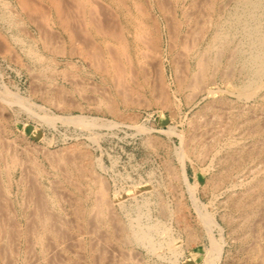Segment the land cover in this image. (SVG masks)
<instances>
[{
	"label": "rangeland",
	"instance_id": "rangeland-1",
	"mask_svg": "<svg viewBox=\"0 0 264 264\" xmlns=\"http://www.w3.org/2000/svg\"><path fill=\"white\" fill-rule=\"evenodd\" d=\"M68 1L57 15L49 0H28L27 14L0 0V264H204L211 239L222 249L212 264H259L260 215L247 225L232 201L264 163L224 165L252 143L239 127L258 97L238 95L240 65L224 78L225 58L192 87L196 58L185 54L199 21L208 19L200 53L235 0H214L213 11L211 0ZM74 1L85 2L80 18ZM197 124L217 132L204 156L187 142ZM136 218L157 226L155 252L133 241Z\"/></svg>",
	"mask_w": 264,
	"mask_h": 264
},
{
	"label": "bare ground",
	"instance_id": "bare-ground-1",
	"mask_svg": "<svg viewBox=\"0 0 264 264\" xmlns=\"http://www.w3.org/2000/svg\"><path fill=\"white\" fill-rule=\"evenodd\" d=\"M3 1V0H2ZM15 1V0H14ZM30 1V0H29ZM32 1V0H31ZM34 1V0H33ZM44 1V0H43ZM47 0H45L46 2ZM50 4H52L53 8L55 9V12L57 15H59L61 11L60 2L57 0H49ZM90 1V0H89ZM88 1V2H89ZM114 1V0H113ZM121 1V0H120ZM161 1V0H160ZM175 0H173L174 2ZM181 1V0H180ZM197 1V0H196ZM199 1V0H198ZM210 1V0H209ZM208 1V3H209ZM214 0H211L210 3L207 6V9H210L212 7V3ZM63 2V1H62ZM70 2V0L68 1ZM67 2V3H68ZM75 2V1H74ZM92 2V1H91ZM98 2V1H97ZM131 2V1H130ZM158 2V1H157ZM182 2V1H181ZM227 2V1H226ZM229 2V1H228ZM60 3V4H59ZM66 3V2H63ZM71 3V2H70ZM177 3V2H176ZM202 3V2H201ZM207 3V1H206ZM233 4V11L228 14V17H226L225 21L222 20L221 23H217L212 37L210 36L211 40L209 41V45L205 46L206 49L204 51L200 52L195 51V41L198 42V38L204 37L205 34H203V26L207 24L208 19H203L199 24V28H197V31H194V36H192L193 42L190 43L187 47H185V54L190 55L194 54L196 58V68L197 73L195 71L194 80L192 81V84L194 86L198 85V80L203 83V80L205 79L207 73L212 69H215L218 71L217 68H219V62L225 58L226 60V66L225 68L228 70L224 76L234 73L235 69H237L236 64H239L238 73L242 77L241 84V94H238L243 99L249 100L252 99L253 96L258 97V104L252 107H247L248 112L244 115L243 121H241L240 130L239 133L245 134L248 137L252 139V143L249 145H239L236 147H233L230 151L229 156L225 159V170H228L229 168L239 165L241 161H245L246 159H254L257 161V163L262 164L264 163V0H235ZM5 4V3H4ZM12 4V3H11ZM18 4L25 10V13L27 14V11H33V7H31L28 0H18ZM72 4V3H71ZM70 4V6H71ZM134 4V3H133ZM165 4V3H164ZM175 4V3H174ZM224 4V3H223ZM16 5V4H15ZM36 5V4H35ZM33 5V6H35ZM88 5V4H87ZM91 5V4H90ZM90 5L88 7L90 8ZM160 5V4H159ZM167 5V4H166ZM207 5V4H206ZM226 5V4H225ZM1 6V5H0ZM10 6V5H9ZM19 6V7H20ZM38 6V5H36ZM176 6V5H175ZM8 7V6H7ZM105 7V6H104ZM217 7V6H216ZM227 7V6H226ZM45 8V7H44ZM43 8V9H44ZM88 8V9H89ZM93 8V7H92ZM121 8V7H120ZM163 8V7H162ZM213 8V7H212ZM211 8V9H212ZM69 9V7H68ZM67 9V10H68ZM71 9L74 10L76 13V17L80 18L82 17L79 13L86 10L85 2H75L73 3V7L71 6ZM105 9V8H104ZM139 9V8H138ZM160 9V8H159ZM181 9V8H180ZM185 9V8H184ZM189 9V8H188ZM214 9V8H213ZM212 9V11H213ZM3 10H5L3 8ZM19 10V9H16ZM115 10V9H114ZM9 11V10H8ZM20 11V10H19ZM93 11V10H92ZM106 11V10H105ZM135 11V10H134ZM191 11V10H190ZM219 11V10H218ZM217 11V12H218ZM221 11V10H220ZM3 12V11H2ZM44 12V11H43ZM48 12V11H47ZM86 12V11H85ZM88 12H91L90 9ZM162 12V11H161ZM181 12V11H180ZM200 12V11H199ZM211 12V10H210ZM36 13V11H35ZM34 13V14H35ZM107 13V11H106ZM118 13V12H117ZM227 13V12H226ZM31 14V13H30ZM33 14V12H32ZM33 14V15H34ZM74 14V15H75ZM89 14V13H88ZM163 14V13H162ZM184 14V13H183ZM215 14V13H214ZM9 15V14H8ZM7 15V16H8ZM49 15V14H48ZM92 15V14H91ZM91 15H88L92 17ZM212 15V14H211ZM28 16V15H27ZM41 16V15H40ZM65 16V15H63ZM134 16V15H133ZM203 16H206L203 14ZM19 17V16H18ZM30 17V15H29ZM87 17V16H86ZM184 17V16H183ZM193 17V16H191ZM59 18V16H58ZM85 18V17H84ZM99 18V17H98ZM213 18V17H212ZM220 18V16H219ZM223 18V17H222ZM86 19V18H85ZM121 19V18H120ZM30 20V19H29ZM59 20H61L59 18ZM100 20V19H99ZM109 20V19H108ZM106 19L105 22L108 21ZM154 20V19H153ZM214 20V19H213ZM188 21V20H187ZM4 22V21H3ZM13 22V21H12ZM27 22V21H26ZM56 22V21H55ZM73 22V21H72ZM86 22V21H85ZM102 22V21H101ZM115 22V21H113ZM118 22V20H117ZM175 22V21H174ZM184 22V21H183ZM213 22V21H212ZM38 23V21H37ZM66 23V22H65ZM94 22H92L93 24ZM187 23V22H186ZM196 23V24H197ZM75 24V23H74ZM91 24V21H90ZM97 24V23H96ZM117 24V23H116ZM128 24V23H127ZM152 24V23H151ZM197 24V25H198ZM6 25V24H5ZM40 25V24H39ZM49 25V24H48ZM108 25V24H107ZM190 25V24H189ZM9 26V25H8ZM56 26V25H55ZM90 26V25H89ZM93 26V25H92ZM104 24L102 25V27ZM114 26V25H113ZM117 26V25H116ZM129 26V25H128ZM191 26V25H190ZM194 26V25H193ZM192 26V27H193ZM44 27V26H43ZM46 27V26H45ZM79 30L83 31L86 30L85 23H79L76 25ZM88 27V25H87ZM91 27V26H90ZM89 27V28H90ZM107 27V26H106ZM133 27V26H132ZM214 27V26H213ZM39 28V27H38ZM66 28V26H65ZM99 28V27H97ZM105 28V27H103ZM109 28V27H108ZM141 28V27H140ZM180 28V27H179ZM19 29V28H18ZM37 29V27H36ZM91 29V28H90ZM102 29V28H101ZM188 29V28H187ZM7 30V29H6ZM77 30V31H79ZM115 30V29H114ZM137 30V29H136ZM190 30V29H189ZM93 31V30H92ZM108 31V30H107ZM188 30H186L187 32ZM207 31V30H206ZM205 31V33H206ZM5 32V31H4ZM75 32V31H74ZM109 32V31H108ZM120 32V31H119ZM185 32V33H186ZM192 32V31H191ZM47 33V32H46ZM45 33V34H46ZM66 33V32H65ZM106 34V32L104 31ZM117 33V32H116ZM143 33V32H142ZM190 33V32H189ZM44 34V35H45ZM50 34V33H49ZM94 34V33H93ZM111 34V33H109ZM145 34V33H144ZM10 35V34H8ZM108 35V34H107ZM120 35V36H119ZM140 34H138L139 36ZM186 35V34H185ZM204 35V36H203ZM42 36V35H41ZM128 36V35H127ZM134 36V35H133ZM141 36V35H140ZM180 36V35H179ZM187 36V35H186ZM190 36V35H189ZM209 36V35H208ZM19 37V36H18ZM71 37V36H70ZM76 37V36H75ZM113 37V35H112ZM114 37H117L119 40L123 38L121 34L117 33L114 35ZM130 37V36H129ZM103 38V37H102ZM136 38V37H135ZM147 38V37H146ZM186 38V37H185ZM188 38V37H187ZM189 39V38H188ZM191 39V38H190ZM140 40H143L140 38ZM155 40V39H154ZM182 40V39H181ZM209 40V39H208ZM46 41V40H45ZM71 41V40H70ZM104 41V40H103ZM190 41V40H189ZM192 41V40H191ZM58 42V41H57ZM85 42V41H84ZM84 42H81L84 44ZM90 42V40L88 41ZM48 43V42H47ZM79 43V44H81ZM125 43V42H124ZM186 43V42H185ZM206 43V42H205ZM58 44V43H57ZM208 44V43H207ZM175 45V44H174ZM54 46V45H53ZM90 46V45H89ZM108 46V45H107ZM144 46V45H143ZM178 46V44H177ZM73 47V46H72ZM109 47V46H108ZM145 47V46H144ZM143 47V48H144ZM149 46H147L148 48ZM181 47V46H180ZM204 47V48H205ZM151 48V47H150ZM138 49V48H137ZM200 49V48H199ZM24 50V49H23ZM29 50V49H28ZM72 50V49H71ZM89 50V49H88ZM99 50V49H98ZM109 50V49H108ZM50 51V50H49ZM100 51V50H99ZM143 51V50H142ZM141 51V52H142ZM147 51V50H146ZM61 52V51H60ZM70 52V51H69ZM135 52V51H134ZM181 52V51H180ZM183 52V50H182ZM28 53V52H26ZM139 53V52H138ZM60 54V53H59ZM94 54V53H93ZM151 54V53H150ZM169 54V53H168ZM180 54V53H179ZM182 54V53H181ZM108 55V54H107ZM177 55V54H176ZM33 56V55H32ZM37 56V55H36ZM63 56V55H62ZM109 56V55H108ZM147 56V55H146ZM187 57V56H185ZM92 58H96L95 56ZM98 58V57H97ZM126 58V57H125ZM180 58V57H179ZM118 59V58H117ZM145 59V58H144ZM87 60V59H86ZM90 60V59H89ZM115 60V59H114ZM174 60V59H173ZM108 61V60H107ZM111 61V59H110ZM126 61V60H125ZM131 61V60H130ZM103 63V62H102ZM118 63V62H117ZM109 64V63H108ZM125 64V63H124ZM139 64V63H138ZM104 65V64H103ZM121 65V64H119ZM176 65V64H175ZM106 65H104L105 67ZM122 66V65H121ZM159 66V65H158ZM219 66V67H218ZM99 67V66H98ZM130 67V65H129ZM119 68L116 67V69ZM123 68V67H121ZM185 68V66H184ZM27 69V68H26ZM132 70V68H130ZM120 70V69H119ZM128 70V69H127ZM185 70V69H184ZM196 70V69H195ZM214 70V71H215ZM220 70V69H219ZM118 70H116L117 72ZM191 71V70H190ZM215 71V72H216ZM224 71V70H223ZM237 71V70H236ZM121 72V71H120ZM225 72V71H224ZM115 73V72H114ZM178 73V72H177ZM213 73V72H211ZM228 73V74H227ZM237 73V72H235ZM121 74V73H120ZM124 74V72H123ZM110 75V74H109ZM194 75V74H193ZM209 75V74H208ZM207 75V76H208ZM236 75V74H235ZM239 75V77H240ZM192 76V75H191ZM116 77V76H115ZM114 77V78H115ZM120 77V76H119ZM228 76L224 77L227 78ZM32 78V77H31ZM117 78V77H116ZM204 78V79H203ZM181 79V78H180ZM218 79V78H217ZM189 80V79H188ZM122 81V80H121ZM210 81V80H209ZM117 82V81H116ZM178 82V81H177ZM119 83V82H118ZM180 84V83H179ZM178 84V85H179ZM191 84V85H192ZM182 85V84H181ZM188 85V84H187ZM200 85V84H199ZM187 88V86H186ZM206 88V87H205ZM240 88V87H239ZM203 89V87L201 88ZM192 90V89H191ZM211 90V89H210ZM201 91V90H200ZM240 92V91H238ZM233 95V94H232ZM237 95V96H238ZM196 96V95H195ZM235 97V96H234ZM240 97V98H241ZM17 99V98H16ZM245 101V100H244ZM255 101V100H254ZM210 102V101H209ZM223 102V101H222ZM218 103V102H217ZM256 103V102H255ZM214 106V105H213ZM249 106V105H248ZM220 107V105H219ZM209 108V107H208ZM218 108V106H217ZM222 108V107H221ZM225 108V106H224ZM205 109V108H204ZM220 109V108H219ZM223 109V108H222ZM227 110V108H225ZM224 109V110H225ZM243 109H245L243 107ZM206 110V109H205ZM221 110V109H220ZM223 110V111H224ZM230 110V109H229ZM216 111V110H215ZM219 111V110H218ZM230 112V111H229ZM234 112V111H233ZM208 113V112H207ZM214 115L217 113H213ZM213 115V118L215 117ZM220 115V114H219ZM210 116V115H209ZM243 116V115H242ZM203 117V116H202ZM218 117V116H217ZM238 118V117H237ZM217 119V118H216ZM220 119V118H219ZM233 119V118H232ZM236 119V118H235ZM240 119V117H239ZM68 121L72 122L79 121L80 124L82 123V119L80 118H69ZM218 120V119H217ZM223 120V119H222ZM228 120V118H227ZM234 120V119H233ZM242 120V119H241ZM209 121V120H208ZM210 121H213L212 119ZM231 121V120H230ZM239 121V120H238ZM64 122V121H63ZM67 122V121H66ZM79 122H76L77 124ZM222 122V121H221ZM224 122V120H223ZM228 122V121H227ZM237 122V121H233ZM213 123V122H212ZM211 123V124H212ZM218 123V121L216 122ZM226 123V122H225ZM202 124V123H201ZM207 124H209L207 122ZM222 124V123H221ZM76 125V124H75ZM79 125V124H78ZM191 125V124H190ZM204 126L206 124H203ZM231 125V124H229ZM80 126V125H79ZM84 126V125H82ZM88 126V125H87ZM211 125H208L203 129V126L200 124H197V126L194 127L193 134L191 137H187L188 139V145L194 149H197L199 154L205 155L208 143L210 144L217 136V132L214 128L209 127ZM81 128V127H80ZM238 128V127H237ZM232 130V129H231ZM238 131V130H237ZM231 132V131H230ZM236 132V131H235ZM191 133V131H190ZM238 134V133H236ZM235 134V135H236ZM185 137V136H184ZM244 138V137H243ZM218 139V138H217ZM215 139V140H217ZM248 139V138H247ZM247 141V140H246ZM251 141V140H250ZM249 141V142H250ZM214 143V142H213ZM212 143V144H213ZM210 144V145H212ZM230 145V144H229ZM211 149V148H210ZM227 149V148H226ZM195 151V150H194ZM228 151V150H227ZM196 152V151H195ZM226 152V151H225ZM182 154V153H181ZM180 154V155H181ZM216 154V153H213ZM188 155V154H187ZM227 155V154H226ZM58 156V155H57ZM214 156V155H213ZM216 156V155H215ZM214 156V157H215ZM220 157V156H219ZM78 158V157H77ZM200 158V156L198 157ZM207 158V155H206ZM84 159V158H83ZM252 159V160H253ZM181 160V159H180ZM71 161V160H70ZM54 162V161H53ZM64 162V161H63ZM211 162V161H210ZM13 164V163H12ZM220 169V168H219ZM234 169V168H233ZM66 171V170H65ZM89 171V170H88ZM64 172V171H63ZM69 172V171H68ZM80 172V171H79ZM82 172V171H81ZM261 172V171H260ZM264 172V170H263ZM70 173V172H69ZM7 174V173H6ZM74 175V174H73ZM64 176V175H63ZM77 177V176H76ZM218 177V176H217ZM230 179V178H229ZM22 181V180H21ZM219 185V183H217ZM225 186V185H224ZM244 186V185H243ZM221 188V187H220ZM230 190V189H229ZM264 191V173L259 174L258 177L255 178L253 184L249 189L244 192V194L240 195L239 198L234 199L232 201V204L235 208L241 210L243 213V222L249 225V223L252 221V217H255L260 215V221L264 233V205L262 204L261 200V194ZM49 192V191H48ZM233 192V191H232ZM236 192V191H235ZM46 193V192H45ZM239 193V192H238ZM237 193V194H238ZM41 197V196H40ZM16 201V200H15ZM45 202V201H44ZM43 202V203H44ZM48 202V201H47ZM46 202V203H47ZM52 204V203H51ZM101 204V203H100ZM198 206V205H197ZM35 207V206H34ZM72 207V206H71ZM101 207V205H100ZM108 208V207H107ZM47 209V208H46ZM49 209V208H48ZM100 209V208H99ZM57 211V210H56ZM108 212V210H106ZM135 211V210H134ZM141 211V210H140ZM200 211V210H198ZM80 213V212H79ZM78 213V214H79ZM133 213V212H132ZM261 213V214H259ZM46 214V213H45ZM96 214V213H95ZM44 215V214H43ZM42 215V226L45 229L46 223L50 220L49 215ZM201 215V214H200ZM99 216V215H97ZM104 216V215H103ZM102 217V216H101ZM136 217V216H135ZM2 218V217H1ZM40 218V217H39ZM202 218L204 221L209 224L210 218L206 215H202ZM223 218V217H222ZM117 219V218H116ZM139 218H136L135 224H129V228L133 231L132 239L135 241V243L145 244L148 248H150L152 251L155 249V244L153 242L152 238V232L157 231V226L155 225H143L138 221ZM254 219V218H253ZM62 220V219H61ZM113 220V219H112ZM257 221V220H256ZM259 221V220H258ZM257 221V222H258ZM51 222V221H50ZM81 222V221H80ZM108 222V221H107ZM131 222V220H130ZM154 222V221H153ZM212 222V221H211ZM83 223V222H82ZM7 224V223H6ZM50 224V223H49ZM56 224V223H55ZM76 224V223H75ZM79 224V223H78ZM125 224V223H124ZM127 224V223H126ZM156 224V223H155ZM257 224V223H256ZM260 224V223H259ZM236 225V224H235ZM37 226V225H36ZM239 226V225H238ZM251 226V225H250ZM41 227V226H40ZM252 227V226H251ZM255 227V225H254ZM253 227V228H254ZM61 228V227H60ZM118 229V227H117ZM123 229V228H122ZM236 229V228H235ZM257 229V228H256ZM34 230V229H33ZM247 230V229H246ZM249 230V229H248ZM254 230V229H253ZM6 231V230H5ZM35 231V230H34ZM43 231V230H42ZM46 232V229L44 230ZM208 231V230H207ZM25 232V231H24ZM51 232V231H50ZM250 232V231H249ZM252 232V231H251ZM256 230H254V233ZM34 233V232H33ZM119 233V232H118ZM211 233V232H210ZM27 234V233H26ZM44 234V233H43ZM54 234V233H53ZM251 235V233H250ZM253 235V232H252ZM43 236V235H42ZM167 236V235H166ZM221 236V235H220ZM21 237V236H20ZM100 237V236H99ZM121 238V237H120ZM211 238V237H210ZM17 239V238H16ZM93 239V238H91ZM33 240V239H32ZM37 240V239H36ZM24 241V240H23ZM64 241V240H63ZM33 242V241H32ZM100 242V241H99ZM113 242V241H112ZM127 242V241H126ZM129 242V241H128ZM211 248L209 249V253L207 254V257L205 258L204 264H212L214 261L219 259V256L221 255V246L213 241L210 240ZM31 243V242H30ZM80 243V242H79ZM51 244V243H49ZM70 244V242H69ZM130 244V243H129ZM158 244V243H157ZM5 245V244H4ZM60 245V244H59ZM62 245V243H61ZM260 245V244H258ZM31 246V245H30ZM56 246V245H54ZM264 246V242H263ZM8 247V246H7ZM52 247V246H51ZM157 247V246H156ZM250 247V245H249ZM56 248V247H55ZM54 248V250H55ZM64 248V247H63ZM86 248V247H85ZM95 248V246H94ZM161 248V247H160ZM159 248V249H160ZM253 248V247H252ZM49 249V248H48ZM255 249V248H254ZM164 250V249H163ZM56 251V250H55ZM54 251V252H55ZM129 251V250H128ZM57 252V251H56ZM155 252V251H154ZM254 252V251H253ZM255 253H257V257L259 260V264H264V247L258 246L256 247ZM4 254V253H3ZM26 254V253H25ZM53 254V253H52ZM131 254V253H130ZM148 254V253H147ZM160 254V253H159ZM163 254V253H162ZM161 254V255H162ZM166 254V253H165ZM48 255V254H47ZM254 255V254H253ZM49 256V255H48ZM128 256V255H127ZM131 256V255H130ZM139 256V255H138ZM52 257V256H51ZM256 257V258H257ZM47 259V258H46ZM122 259V258H121ZM125 259V258H124ZM130 259V258H129ZM157 259V258H156ZM251 259V258H250ZM131 260V259H130ZM63 261V260H62ZM124 261V260H122ZM37 262V261H36ZM74 262V261H73ZM95 262V261H94ZM129 262V261H128ZM132 262V261H131ZM120 263V261H119ZM215 263V262H214ZM42 264V263H41ZM136 264V262H135Z\"/></svg>",
	"mask_w": 264,
	"mask_h": 264
}]
</instances>
